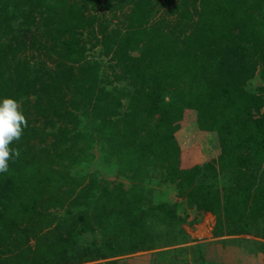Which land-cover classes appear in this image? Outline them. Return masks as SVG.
Wrapping results in <instances>:
<instances>
[{"label": "trees", "instance_id": "1", "mask_svg": "<svg viewBox=\"0 0 264 264\" xmlns=\"http://www.w3.org/2000/svg\"><path fill=\"white\" fill-rule=\"evenodd\" d=\"M156 2L0 0V99L27 120L0 173V264H101L185 241L176 204L149 200L150 170L213 214L214 235L264 238V0ZM124 5L121 26L99 19L108 81L125 83L105 88L80 33L89 10ZM40 53L56 66L31 67ZM93 147L128 187L72 170Z\"/></svg>", "mask_w": 264, "mask_h": 264}, {"label": "crops", "instance_id": "2", "mask_svg": "<svg viewBox=\"0 0 264 264\" xmlns=\"http://www.w3.org/2000/svg\"><path fill=\"white\" fill-rule=\"evenodd\" d=\"M176 204L185 241L95 260L107 264H264V238L248 233L214 235V216L188 206L182 196L164 197ZM160 250L166 252L160 253ZM89 264L88 262H86Z\"/></svg>", "mask_w": 264, "mask_h": 264}, {"label": "rangeland", "instance_id": "3", "mask_svg": "<svg viewBox=\"0 0 264 264\" xmlns=\"http://www.w3.org/2000/svg\"><path fill=\"white\" fill-rule=\"evenodd\" d=\"M156 6L158 8L162 7L164 4L160 2V0H157ZM161 4V6H160ZM113 5V4H112ZM128 9L127 5H124L123 7L117 8L115 11L112 10H107L106 8H103L101 6L97 7L96 9L89 10L91 13H96L97 18L96 22L93 23L92 29L87 30L86 28L81 31L80 33V38L82 43L85 46V55L86 58L95 60L99 62V68L97 70L98 74V84L103 85L105 88H109L111 85H115L116 88H124V81L122 80H113L112 82H109L108 79L112 78V67H111V62L109 61V58L104 56L101 52V46L100 43L98 42L97 38L99 36L98 32V27H99V20L102 18V16L105 15V19L108 20V27L112 26H121V21L123 19V14L126 12ZM102 11V12H101ZM157 17V15H156ZM29 53V52H27ZM23 53L22 55H25ZM28 55V54H27ZM56 55H51V57L40 53L39 55H34L33 57H29L30 59V66H38L39 63H43L44 66L46 67H55L56 66ZM39 71V70H36ZM106 77V78H105ZM105 78V79H104ZM107 79V80H106ZM263 82L261 79H259L258 76H254L247 80L245 87L249 91H254L255 87L257 85H262ZM123 103L125 102V98L122 99ZM90 151H92L93 156L85 161H81L78 166L72 168V170L76 173H81V172H89L93 169H97L99 171V175L106 178L108 181H121L123 187H128L129 183L127 182L126 178L122 175H117L114 173V168L113 167H106V164L104 163L103 155L105 153H101L99 151V148L93 147ZM106 167V168H105ZM150 176L143 181V186L148 187L150 192H149V200L152 202L156 201H162L164 197H171L173 194L177 197L178 195L176 194V188L173 183H170L166 180H163L161 178V175L158 174L157 170H150ZM73 210V207H72ZM176 210V209H175ZM57 214H62L63 207L61 208H55L53 209ZM87 264V263H86Z\"/></svg>", "mask_w": 264, "mask_h": 264}, {"label": "clouds", "instance_id": "4", "mask_svg": "<svg viewBox=\"0 0 264 264\" xmlns=\"http://www.w3.org/2000/svg\"><path fill=\"white\" fill-rule=\"evenodd\" d=\"M26 127L21 102L8 96L0 99V173L8 171L9 160L19 157V149L11 145L20 140Z\"/></svg>", "mask_w": 264, "mask_h": 264}]
</instances>
